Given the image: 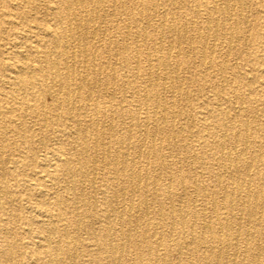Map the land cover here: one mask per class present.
<instances>
[{"label":"bare ground","instance_id":"bare-ground-1","mask_svg":"<svg viewBox=\"0 0 264 264\" xmlns=\"http://www.w3.org/2000/svg\"><path fill=\"white\" fill-rule=\"evenodd\" d=\"M1 1L0 264H264L255 3Z\"/></svg>","mask_w":264,"mask_h":264},{"label":"rangeland","instance_id":"rangeland-1","mask_svg":"<svg viewBox=\"0 0 264 264\" xmlns=\"http://www.w3.org/2000/svg\"><path fill=\"white\" fill-rule=\"evenodd\" d=\"M252 2H254L255 4H253L252 7H250V8L245 10V12H246V14L248 16L247 17L248 18V22L250 24H248L249 27H248V30L245 32L244 40H243L244 42L242 41L241 46H244L245 47V49H244L245 52H247L249 54L251 53L250 55H252V53H257L259 55V58L264 61V0H252ZM3 4H5V3H3L0 0V16L2 17V19L4 21V27H5L6 30H8L10 32V34H12L14 36H19L20 34H19V31H18L19 30L18 27L16 29L14 27V25L12 24L11 20L7 16H4V13L7 11V9H9L11 11L12 8H8V7L6 8L5 7L6 5L4 6ZM256 12L260 13V15L258 17H256V15L254 16V13H256ZM259 34H260V36H259ZM250 58H252V57H250ZM247 59H249V57ZM229 60H230L229 61V65L232 68H234L236 66V64H237L236 60L234 59V56H231L229 58ZM115 66L117 67L118 72H119V70H120V72L122 71L121 66H119V65H115ZM194 76L196 78V80H195L196 82L195 83L196 84H200L201 86H204V92H208L209 91L208 87H209L210 81L203 75V73L196 72L194 74ZM230 82H232V81H230ZM231 84L232 85H230V86H233V83H231ZM192 97H195L194 98V103L197 104L199 102L200 96L199 95H193ZM192 100H193V98H192ZM246 105L247 104H244L243 106H246ZM256 105H258L259 108L262 110L260 112V115L264 116V107L262 106L261 102H257ZM256 105H253V106H256ZM252 114L253 113L249 114L250 115V119L254 118V116H255L254 114L253 115ZM260 115H256V116L260 117ZM29 121H28V124H29ZM34 122H35L34 128H37L38 127L37 124L39 123V121L35 120V121L31 122V124H33ZM190 141L193 144H198L195 141H193L192 139H190ZM183 164L185 165L187 163H183ZM7 165H9V164H7ZM97 187L99 188L100 184H97ZM196 203L198 205L200 203L199 200ZM25 204L26 203L22 202V201H20L19 203L17 202L15 204L11 205V207L8 208L6 213H8V215H12L17 210L22 215H25L26 214V207H25L26 205ZM3 217H5V215H3ZM25 228H27V226H25ZM14 229L15 230H19L20 232H22V237H24V238L26 237V235H25L26 231H24L23 227L21 226V224H19V222L14 225ZM33 235H31V236H33Z\"/></svg>","mask_w":264,"mask_h":264}]
</instances>
